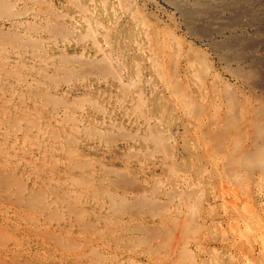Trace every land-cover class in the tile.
Returning <instances> with one entry per match:
<instances>
[{
	"label": "rangeland",
	"instance_id": "1",
	"mask_svg": "<svg viewBox=\"0 0 264 264\" xmlns=\"http://www.w3.org/2000/svg\"><path fill=\"white\" fill-rule=\"evenodd\" d=\"M263 129L264 0H0V264H264Z\"/></svg>",
	"mask_w": 264,
	"mask_h": 264
},
{
	"label": "bare ground",
	"instance_id": "2",
	"mask_svg": "<svg viewBox=\"0 0 264 264\" xmlns=\"http://www.w3.org/2000/svg\"><path fill=\"white\" fill-rule=\"evenodd\" d=\"M24 5H25V4H24ZM30 27H31V26H30ZM31 29H32V28H31ZM38 29H39V28H38ZM2 33H3V32H2ZM92 33H93V32H92ZM62 34H63V33H62ZM65 34H66V33H65ZM83 36H84V35H83ZM2 41H3V40H2ZM6 41H7V40H6ZM10 41H11V40H10ZM17 42H18V41H17ZM40 42H41V41H40ZM96 42H97V41H96ZM41 44H42V43H41ZM32 45H34V44H32ZM31 48H33V47H31ZM62 59H63V58H62ZM8 60H9V59H8ZM101 60H103V59H101ZM70 61H71V60H70ZM76 61H77V60H76ZM80 61H81V60H80ZM65 63H66V62H65ZM191 63H192V62H191ZM62 70H63V69H62ZM62 70H61V71H62ZM163 71H164V70H163ZM168 72H169V69H168ZM168 72H167V73H168ZM4 73H5V72H4ZM78 73H79V72H78ZM173 73H174V72H173ZM173 73H172V74H173ZM86 74H87V73H86ZM115 76H116V75H115ZM120 76H121V75H120ZM174 76H175V75H174ZM83 77H84V76H83ZM112 77H113V76H112ZM47 78H49V77H47ZM172 78H173V76L171 77V79H172ZM163 79H164V78H163ZM173 79H174V78H173ZM70 80H71V79H70ZM65 82H66V81H65ZM66 83H67V82H66ZM178 83H179V82H178ZM136 86H137V85H136ZM206 94H207V93H206ZM138 95H139V94H138ZM39 97H40V96H39ZM41 97H42V96H41ZM206 97H207V96H206ZM126 99H127V98H126ZM45 100H46V99H45ZM225 100H226V99H225ZM138 103H139V102H138ZM95 105H96V104H95ZM56 106H57V105H56ZM137 108H138V107H137ZM253 119H254V118H253ZM249 120H251V119H249ZM220 121H221V120H220ZM253 121H254V120H253ZM216 122H217V121H216ZM255 123H256V122H255ZM13 125H14V123H13ZM9 127H10V126H9ZM213 127H214V126H213ZM117 129H118V128H117ZM256 129H257V128H256ZM256 129H255V130H256ZM259 129H260V127H259V125H258V130H259ZM252 130H253V129H252ZM258 130H257V131H258ZM263 130H264V129H263ZM19 131H20V130H19ZM17 132H18V131H17ZM251 132H252V131H251ZM24 133H25V132H24ZM259 133H260V132H259ZM261 133H262V132H261ZM259 135H260V134H259ZM254 137H255V136H254ZM244 138H245V137H244ZM236 139H237V138H236ZM253 139H254V138H253ZM255 139H256V138H255ZM257 139H258V137H257ZM249 140H250V139H249ZM249 140H248V141H249ZM105 141H107V140H105ZM115 141H116V140H115ZM244 141H245V140H244ZM251 141H252V140H251ZM249 142H250V141H249ZM235 143H236V142H235ZM235 143H234V144H235ZM257 143H258V142H257ZM257 143H256V144H257ZM252 144H253V143H252ZM238 145H239V144H238ZM253 145H254V144H253ZM239 146H240V145H239ZM226 147H227V146H226ZM173 148H174V147H173ZM248 148H249V147H248ZM174 149H175V148H174ZM242 149H243V148H242ZM249 149H250V148H249ZM43 150H44V149H43ZM240 150H241V149H240ZM247 150H248V149H246V151H247ZM244 151H245V149H244ZM261 151H263V150H261ZM232 153H234V152H232ZM241 153H242V152H241ZM246 153H247V152H246ZM248 153H249V152H248ZM217 154H218V153H217ZM148 155H149V154H148ZM218 155H220V154H218ZM254 155H255V154H254ZM256 155L259 156V155H261V154H256ZM245 156H246V155H245ZM251 157H252V156H251ZM23 159H24V158H23ZM252 164H253V163H252ZM162 173H163V172H162ZM262 177H263V176H262ZM157 184H158V183H157ZM159 184H160V183H159ZM241 188H242V187H241ZM87 189H88V188H87ZM155 191H156V190H155ZM68 192H69V191H68ZM226 192H227V191H226ZM159 193H160V192H159ZM234 193H235V192H234ZM227 194H228V193H227ZM161 195H163V194H161ZM223 196H224V195H223ZM225 198H226V197H225ZM69 199H70V198H69ZM226 199H227V198H226ZM237 200H238V199H237ZM186 201H187V200H186ZM238 202H240V200H239ZM229 204H230V203H229ZM232 204H233V203H232ZM234 204H235V203H234ZM234 204H233V205H234ZM236 204H237V202H236ZM189 205H190V204H189ZM231 206H232V205H231ZM235 206H236V205H235ZM233 207H234V206H233ZM238 207H239V206H238ZM242 207H243V206H242ZM235 209H237V207H235ZM235 209H234V210H235ZM244 210H245V209H244ZM247 210H248V209H247ZM238 211H239V210H238ZM159 212H160V211H159ZM132 213H133V212H132ZM40 214H41V213H40ZM161 216H162V215H161ZM179 216H180V215H179ZM238 221H239V220H238ZM238 223H239V222H238ZM137 224H138V223H137ZM170 226H171V225H170ZM234 227H235V226H234ZM232 230H233V229H232ZM235 230H236V229H235ZM179 232H181V231H179ZM233 232H236V231L233 230ZM237 233H238V231H237ZM233 234H235V233H233ZM240 235H242V234L239 233V237H241ZM259 237H260V236H259ZM260 238H262V237H260ZM180 239L182 240L183 238L180 237L179 240H180ZM263 239H264V238H262V240H263ZM177 240H178V238H177ZM177 240H175V241H177ZM179 240H178V241H179ZM183 241H184V240H183ZM181 243H183V242H181ZM181 243H180L179 246L184 247L183 244H185V243H183L182 245H181ZM177 244H178V242H177ZM189 244H190V243H189ZM203 244H204V243H203ZM263 244H264V243H263ZM260 245H262V242L259 244V246H260ZM174 247H175V245H174ZM174 247H173V248H174ZM186 247H188V246H186V244H185V248H186ZM199 247H200V246H199ZM133 248H134V247H133ZM203 248H204V247H203ZM207 248H208V247H207ZM200 249H202V247H201ZM204 250H206V249H204ZM200 251H201V250H200ZM204 252H205V251H204ZM169 254H170V253H169ZM172 254H173V251H172ZM166 255H167V254H166ZM162 257H163V256H162ZM161 260H162V259H161ZM163 260H164V259H163ZM164 261H165V260H164ZM164 261H163V262H164ZM169 264H172V263H169Z\"/></svg>",
	"mask_w": 264,
	"mask_h": 264
}]
</instances>
